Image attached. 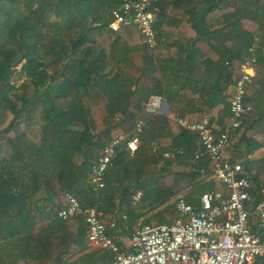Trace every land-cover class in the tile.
I'll list each match as a JSON object with an SVG mask.
<instances>
[{
	"label": "trees",
	"instance_id": "obj_1",
	"mask_svg": "<svg viewBox=\"0 0 264 264\" xmlns=\"http://www.w3.org/2000/svg\"><path fill=\"white\" fill-rule=\"evenodd\" d=\"M122 1L0 0V36L8 33L0 38V102L5 115L0 122V130L5 129L0 141V192H22L31 197L30 201L0 208V233L3 229L25 231V248L35 255L38 264H46L52 255L53 261L62 253L77 255L82 249L86 235L82 217L58 219L53 222L54 231L46 234L47 223L33 217L56 213L63 204L61 194L66 191L75 194L83 205L97 207L106 221L126 214L125 224L132 227L141 218L146 223L154 218L159 224L174 223L179 219L176 203L180 197L198 206L204 192L223 190L221 184L209 180L214 163L206 155L194 158L198 133L156 114L145 128L136 153L130 155L126 143L119 146L106 174L105 188L93 191L89 178L98 157L95 152L113 132H133L142 113L135 105L136 95L147 90L146 101L151 94H159L172 102L170 87L156 70L142 73L135 81L136 91L121 85L115 57L101 45L102 37L90 35L95 29L109 27L112 11ZM236 4V34L232 38L220 33L218 45L205 47L215 54L209 57L205 51L202 56L199 65L206 71L204 78H194L192 68L187 76L201 81L203 87L185 89L187 103L174 111L190 121H199L207 114L215 135L229 132L231 144L223 157L246 155L243 175L256 190L264 183V0H236ZM122 29L113 32L114 36ZM251 49L255 75L247 87L245 102L254 112L233 130L227 88L237 82L240 76L234 70L251 55ZM18 64H22L19 69ZM147 64L154 67L155 62L149 59ZM48 85L45 95L26 107ZM92 91L105 95L109 103L101 132L85 104ZM197 91L198 106L192 101ZM117 115L122 116L119 123ZM150 141L159 147H149ZM181 148L183 154L164 156L167 150ZM138 189L144 195L133 205L132 195ZM48 207L50 211L44 210ZM131 230L128 227L124 231ZM116 241L120 243L118 238ZM111 258L108 251L97 250L86 264L105 263Z\"/></svg>",
	"mask_w": 264,
	"mask_h": 264
},
{
	"label": "built area",
	"instance_id": "obj_2",
	"mask_svg": "<svg viewBox=\"0 0 264 264\" xmlns=\"http://www.w3.org/2000/svg\"><path fill=\"white\" fill-rule=\"evenodd\" d=\"M154 2L123 0L112 11L109 29L116 32L133 26L146 49L155 51L159 40L154 27ZM250 53L234 70L240 77L230 98L233 130L238 129L254 112L252 105L245 102L255 62L253 49ZM163 101V96L151 95L144 104L143 113L153 117L160 111ZM175 121L182 128L198 133L199 147L194 158L199 160L206 155L214 163L209 180L222 184L223 190L204 192L199 197L198 206L180 197L176 203L179 219L174 223H146L139 219L132 229L129 248L117 242L112 234L128 229L126 214H122L120 219L106 221L97 207L83 205L75 194L66 191L63 193V204L57 209V218L63 221L83 218L88 242L112 256L111 260L100 264H255L264 260V183L255 190L249 178L243 175V165L223 157V151L231 144L230 134L222 131L215 135L209 115L204 114L199 121L183 118H176ZM147 123L145 117L139 118L133 135L125 141L130 155L138 150ZM122 141V138H113L106 142L92 165L89 182L94 192L105 188L106 174ZM183 153L181 148L169 150L164 156L174 158L176 154ZM143 195L141 189L136 190L132 195V204H138ZM252 216L259 231L254 230Z\"/></svg>",
	"mask_w": 264,
	"mask_h": 264
},
{
	"label": "crops",
	"instance_id": "obj_3",
	"mask_svg": "<svg viewBox=\"0 0 264 264\" xmlns=\"http://www.w3.org/2000/svg\"><path fill=\"white\" fill-rule=\"evenodd\" d=\"M236 6V0H155L153 4V11L156 14L154 27L157 32L159 44L158 48L152 51V53L148 52L149 50L142 43L140 34L136 32V29H131L132 27L126 29L124 27L118 36H114L113 31L108 26L106 28L95 29L90 32V35L92 37H102L100 40L101 45L115 57L116 63L118 64L116 67L119 68L121 85L129 86L133 91H136L137 84L135 81L141 77L144 71L156 70L161 74L165 85L170 87L172 102H169L164 97L169 110L163 101L162 107L157 114L166 116L173 123H176L175 119L179 118V116L174 109L184 107L187 103L185 89L193 91L195 89L200 90L203 87L201 81L196 82L193 79H188L189 77L187 76L190 73L188 69L192 68L190 70H193L192 76L194 78H204L206 71L199 65L202 56L205 51H208L209 57H213L215 54L212 48L208 50L205 47H215L218 45L220 43L218 38L220 33L224 34L225 37H234L236 29L234 30L233 23L236 19ZM198 47L204 48L200 49ZM171 56H174V58ZM149 59L155 62L154 67L148 66L147 61ZM193 66H195V69ZM109 70L113 69L109 68ZM253 72L255 75V67ZM186 77L187 81H184ZM223 82V79H221V86H223ZM206 83L208 84V82ZM148 86L150 85H145L144 87ZM233 91L234 86H228L227 94L229 102ZM146 92L147 90H142L136 95L135 105L142 111L139 118L145 117L148 119L146 126L148 128L152 117L149 118L143 113V107L148 97V93ZM195 95V99L192 101L198 106L200 103L199 92L197 91ZM85 104L91 109L97 130L99 132L103 131L105 129L104 119L107 116V107L109 104L108 99L105 95L100 96V93L98 94L96 91H92L87 95ZM121 118V115H117L116 123H119ZM133 132L127 134L121 129L117 130L111 134L107 142L113 138H122L124 141H122L120 147L124 146L125 141L133 135ZM148 146L157 148L159 144L150 141ZM100 151L97 150L95 152V157L100 155ZM259 152H256V154ZM225 158L243 165L247 156L232 157L227 154ZM221 188L223 189L222 184ZM62 200L63 196L61 194L60 201L62 202ZM57 209H55V212H57ZM44 210L50 211V207ZM33 217L37 222L47 223L44 228V234L48 231L53 232V222L58 221L56 213H49L47 215L37 213ZM251 220L254 225V230L259 231L260 229L256 224L255 217L252 216ZM13 231L11 232L7 229L1 230L0 264H38L35 255L32 252H27L25 248L26 232H21V230ZM124 232L117 231L112 232V234L120 240V244L125 248H129L132 230L130 233ZM82 245V249L77 255L62 253L56 261H53L54 256L52 255L46 261V264H86L89 255L99 249H96L88 242L86 235L83 237ZM263 263L264 260L262 259L255 264Z\"/></svg>",
	"mask_w": 264,
	"mask_h": 264
},
{
	"label": "water",
	"instance_id": "obj_4",
	"mask_svg": "<svg viewBox=\"0 0 264 264\" xmlns=\"http://www.w3.org/2000/svg\"><path fill=\"white\" fill-rule=\"evenodd\" d=\"M65 70V66L62 69V71H60L59 76H61L64 73ZM50 85H48L46 88L40 90L35 96H33L31 98V100L26 104V107H30L32 106L40 97L44 96L46 91L48 90ZM166 106L168 107V104L166 102V100H164ZM169 110V107H168ZM5 131V129H1L0 130V134L3 133ZM31 200V197L25 195L22 192L19 193H15V192H9V191H3L0 192V208L3 206H12L14 204H19L22 203L24 201H29Z\"/></svg>",
	"mask_w": 264,
	"mask_h": 264
},
{
	"label": "rangeland",
	"instance_id": "obj_5",
	"mask_svg": "<svg viewBox=\"0 0 264 264\" xmlns=\"http://www.w3.org/2000/svg\"><path fill=\"white\" fill-rule=\"evenodd\" d=\"M34 8H35V7H34ZM22 9H23V8H22ZM1 19H2V18L0 17V20H1ZM5 35H8V33H6ZM5 35L2 34V35L0 36V38L5 37ZM148 52L152 53V51H148ZM21 65H22V64H18V65H16V66H17V69H19V68L21 67ZM16 66H15V67H16ZM253 75H254V72H253ZM14 82L19 83V81H17L16 78H15V81H14ZM1 105H2V104H1V102H0V122L4 121V119H5L4 109H3V107H2ZM0 135H1V136H0V141H2V139H4V138H3V133H1ZM154 215H155V213L152 214V217H153ZM140 220H143V221H144V219H142V218H141ZM151 223L159 224L157 218L152 219ZM134 225H135V224H134ZM134 225H133V226H134ZM133 226L131 227V226L128 225L129 229H130V228H133ZM124 233H126V232H124Z\"/></svg>",
	"mask_w": 264,
	"mask_h": 264
}]
</instances>
